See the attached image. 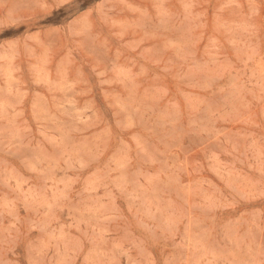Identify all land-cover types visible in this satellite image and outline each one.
Instances as JSON below:
<instances>
[{"label":"rangeland","instance_id":"374dc122","mask_svg":"<svg viewBox=\"0 0 264 264\" xmlns=\"http://www.w3.org/2000/svg\"><path fill=\"white\" fill-rule=\"evenodd\" d=\"M0 264H264V0H0Z\"/></svg>","mask_w":264,"mask_h":264}]
</instances>
